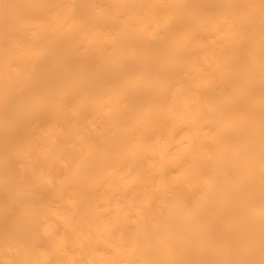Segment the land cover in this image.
<instances>
[{
  "label": "bare ground",
  "instance_id": "6f19581e",
  "mask_svg": "<svg viewBox=\"0 0 264 264\" xmlns=\"http://www.w3.org/2000/svg\"><path fill=\"white\" fill-rule=\"evenodd\" d=\"M0 264H264V0H0Z\"/></svg>",
  "mask_w": 264,
  "mask_h": 264
}]
</instances>
